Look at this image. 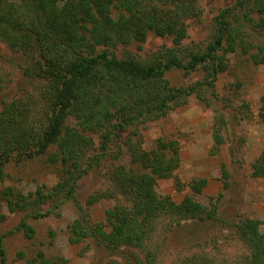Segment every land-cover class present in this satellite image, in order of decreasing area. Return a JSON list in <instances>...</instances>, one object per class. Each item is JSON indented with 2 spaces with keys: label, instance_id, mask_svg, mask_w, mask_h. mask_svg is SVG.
I'll use <instances>...</instances> for the list:
<instances>
[{
  "label": "trees",
  "instance_id": "1",
  "mask_svg": "<svg viewBox=\"0 0 264 264\" xmlns=\"http://www.w3.org/2000/svg\"><path fill=\"white\" fill-rule=\"evenodd\" d=\"M201 11L199 0H0V42L18 55L12 63L31 86L0 106V181L10 161L43 156L58 168V180L49 188L37 186L32 198L11 186L2 189L8 212L29 210L38 218L58 214L60 205L73 199L77 215L68 224V240L93 239L109 254L106 264H153L156 251L146 244L165 217L216 218L211 197L209 206L189 194L176 202L157 192L156 180L172 176L180 164L176 139L160 137L145 149L139 137L133 139L137 133L127 131L162 117L191 95L211 105L227 53L239 51L264 64V0L229 1L213 16L210 40L201 48L186 47L187 21ZM148 33L170 37L171 44L144 56L129 49L132 44L141 49ZM5 59L10 62L0 54V90L10 80ZM199 68L202 77L185 85H173L166 76L172 69ZM260 101L264 117V95ZM214 111L212 138L218 145L225 119ZM106 158L105 185L81 203L79 180ZM251 170L264 177V147ZM222 173L225 188L228 174ZM205 182L200 178L193 190L199 192ZM101 200L112 204L103 223L92 225L89 207ZM5 217L0 212V222ZM235 225L248 253L231 264H264L260 221L241 217ZM17 229L29 239L35 235L24 218ZM65 261L40 250L27 264ZM0 264H7L1 237ZM178 264L216 262L196 252Z\"/></svg>",
  "mask_w": 264,
  "mask_h": 264
},
{
  "label": "rangeland",
  "instance_id": "2",
  "mask_svg": "<svg viewBox=\"0 0 264 264\" xmlns=\"http://www.w3.org/2000/svg\"><path fill=\"white\" fill-rule=\"evenodd\" d=\"M229 1L199 0L201 14L187 21L183 44L189 48L203 47L213 32V16ZM170 44V37L148 33L141 49L137 44H132L129 49L144 56ZM0 54L10 60L2 61L10 80L0 90L1 106L3 101L31 86L12 63L18 55L2 42ZM226 60V68L218 73L215 80L217 98L211 105L191 95L186 103L168 110L162 117L127 130L137 133L133 139L139 137L145 149L153 147L160 137L176 139L179 143L178 168L172 176L156 180L155 188L160 195L168 194L176 202L186 194L204 205L210 206V197L216 202L215 219L165 217L159 221L146 244L156 251L153 264H178L182 257L196 252L206 253L216 264H231L248 253L237 232V220L241 217L258 219L259 229L264 230V177L251 174V163L264 147V117L260 111V99L264 95V64L252 63L248 54L239 51L227 53ZM202 74L200 68L193 72L181 69L166 72L169 81L177 86L194 82ZM214 108H218L225 119L221 130L223 142L218 145L212 138ZM125 136L123 133L118 139L122 148ZM121 161L126 163L127 160ZM108 164L109 159H102L79 180L76 195L81 203L89 193L105 185L103 173ZM57 170V165L45 162L43 156L10 161L5 167L6 177L0 181V191L11 186L32 198L37 186L49 188L58 180ZM223 171L228 174L225 188ZM200 178H205L206 182L196 192L192 185ZM111 204L110 200H101L89 207L92 225L103 223L105 209ZM48 206L45 204L43 208ZM0 212L6 214L0 222V237L7 264H27L40 250L47 257H64L66 261L63 264H106L109 258V254L93 239L68 240V224L77 215L71 198L60 205L58 214L50 212L46 216L32 218L27 214L29 210L8 212L0 194ZM23 218L34 226L33 238H27L22 230L17 229Z\"/></svg>",
  "mask_w": 264,
  "mask_h": 264
}]
</instances>
